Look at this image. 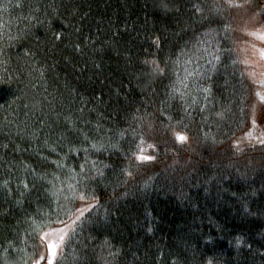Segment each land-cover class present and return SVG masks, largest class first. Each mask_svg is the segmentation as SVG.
<instances>
[{"label":"trees","instance_id":"16d2710c","mask_svg":"<svg viewBox=\"0 0 264 264\" xmlns=\"http://www.w3.org/2000/svg\"><path fill=\"white\" fill-rule=\"evenodd\" d=\"M159 3L0 0V264L90 205L58 264H264V145H232L245 11Z\"/></svg>","mask_w":264,"mask_h":264},{"label":"snow or ice","instance_id":"6c2138e0","mask_svg":"<svg viewBox=\"0 0 264 264\" xmlns=\"http://www.w3.org/2000/svg\"><path fill=\"white\" fill-rule=\"evenodd\" d=\"M171 0H160L159 7L163 8L164 10H169V3ZM231 10H243L245 12H250L251 17L249 22L254 24V27L250 31H246V35L252 37L255 40H258L261 45H264V0H223L222 4H219L215 7V11L217 13H226ZM199 11V9H197ZM260 18L259 26H255L256 18ZM227 31V28L225 29ZM256 46L253 45V48ZM259 52V60L261 62L259 69L256 67L255 64H249L248 61H244L245 65L247 66L248 70L241 73V76H247L249 77L253 83L256 82V76L257 74L264 76V46L256 49ZM213 59L220 62V55H214ZM153 65L151 71L152 73H158L163 74L164 69L160 68L159 65L155 60L151 62H147ZM209 64H212V61H208ZM235 63V61H234ZM213 68H215V65H213ZM259 83L261 86H264V79L260 80ZM205 92H210V89H204ZM256 95L259 97L261 102H264V95H262L260 92H257ZM252 124H256L255 120V114H253ZM175 139L181 143H186L188 141V137L186 135H183L181 133L175 134ZM260 144L264 145V139L260 140ZM95 147V145H93ZM137 159L140 161H151L154 159L152 156L148 155H139L137 156ZM131 175V173H129ZM69 187H72L69 185ZM74 198L79 199L81 201H84L86 199L85 195L80 193L77 194L74 192ZM94 207L92 205L86 207V208H77L75 210L74 219L72 217H69L70 223L66 221H59L60 224L63 225V227L55 229L50 235L51 239L45 240V247L47 255H41L36 260V264H41V262H46V264H58V256L61 253L62 249L67 246V239H70V234L75 233L76 226H78V223L81 221V219L85 216L86 211H91V208ZM49 234H45L47 237ZM211 264V262H209Z\"/></svg>","mask_w":264,"mask_h":264},{"label":"rangeland","instance_id":"374dc122","mask_svg":"<svg viewBox=\"0 0 264 264\" xmlns=\"http://www.w3.org/2000/svg\"><path fill=\"white\" fill-rule=\"evenodd\" d=\"M250 17V12H243L241 22L238 25V30L240 32V40L238 42L237 52L244 71L248 70L244 61H248L250 65L255 64L256 67L259 69L261 62L259 60V52L256 49L264 46L261 45L258 40H255L245 34L246 31H250L254 27V24L249 22ZM260 22V18L257 17L255 21V26L258 27ZM253 45H255L256 47L253 48ZM247 78L253 88V103L251 106V127L247 132L241 134L234 140L232 145L236 150L261 145L260 140L264 139V102H261L259 97L256 95L257 92H260L262 95H264V86H261V84L259 83L260 80L264 79V76L257 74L255 83H253V81L249 77ZM253 114H255V125L252 124ZM55 229L46 233L49 234L47 237L45 235L43 236L44 245L46 239H51L50 234Z\"/></svg>","mask_w":264,"mask_h":264}]
</instances>
